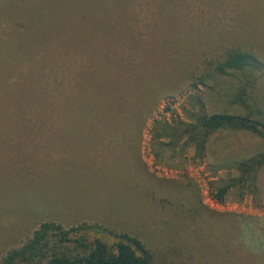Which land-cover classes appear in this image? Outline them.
<instances>
[{
    "label": "trees",
    "instance_id": "1",
    "mask_svg": "<svg viewBox=\"0 0 264 264\" xmlns=\"http://www.w3.org/2000/svg\"><path fill=\"white\" fill-rule=\"evenodd\" d=\"M128 1L0 0V19L14 25L6 39L0 34V157H104L102 152L137 157V140L122 146L112 140L122 138L128 112L131 121L141 115L124 84L114 77L110 86L109 77L73 91L77 77L68 63L80 41L120 25ZM256 4L262 16L264 0ZM263 78L264 61L250 43H235L191 67L179 110L174 101L166 103L151 120L147 148L154 165L187 174L188 166L204 162L209 141L218 133L244 131L264 142ZM162 97L151 95L149 101L157 106ZM83 106L87 113L80 111ZM96 145L105 151L96 153ZM230 163L237 175L210 181L211 199L223 204L234 192L241 198L259 196L264 151ZM184 178L173 179L168 192L154 187L147 193L165 213L162 224L135 220L127 230H113L45 221L0 264H185L197 246L186 253L184 240L204 238L207 216L200 211L201 188ZM153 232L160 241H153Z\"/></svg>",
    "mask_w": 264,
    "mask_h": 264
},
{
    "label": "rangeland",
    "instance_id": "2",
    "mask_svg": "<svg viewBox=\"0 0 264 264\" xmlns=\"http://www.w3.org/2000/svg\"><path fill=\"white\" fill-rule=\"evenodd\" d=\"M257 9L256 0H130L115 29L96 31L79 46L75 43L68 62L77 77L71 89L87 88V82L90 88L109 77L110 86L114 77L124 84L141 115L131 121L128 112L122 138L112 140L120 146L137 140L140 152L136 146L137 157L106 152L104 157H0V259L45 221L113 230H127L135 220L160 223L165 213L157 200L147 198L149 189L168 192L173 179L187 175L201 188L200 211L207 221L204 238L184 240L186 253L197 246L185 264H264V167L258 176L259 196L241 198L234 192L220 204L211 199L208 184L237 175L230 161L264 151L263 140L244 131L218 133L209 141L204 162L188 166L187 174L155 166L147 148L152 118L172 101L179 110L185 74L205 56L250 43L264 61V14ZM13 26L1 18L0 34L6 39ZM260 87L264 95V78ZM134 90L137 94L129 95ZM151 95L163 96L157 106L149 101ZM80 111L88 110L83 106ZM103 150L96 145L94 151ZM153 233V241H160L161 235Z\"/></svg>",
    "mask_w": 264,
    "mask_h": 264
}]
</instances>
